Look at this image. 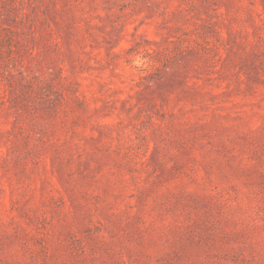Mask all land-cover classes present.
<instances>
[{
  "label": "rangeland",
  "instance_id": "rangeland-1",
  "mask_svg": "<svg viewBox=\"0 0 264 264\" xmlns=\"http://www.w3.org/2000/svg\"><path fill=\"white\" fill-rule=\"evenodd\" d=\"M0 264H264V0H0Z\"/></svg>",
  "mask_w": 264,
  "mask_h": 264
}]
</instances>
